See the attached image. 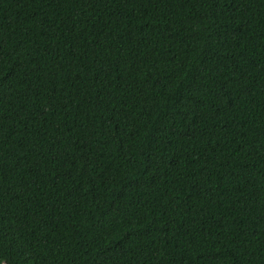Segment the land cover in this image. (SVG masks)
I'll use <instances>...</instances> for the list:
<instances>
[{"label":"trees","instance_id":"16d2710c","mask_svg":"<svg viewBox=\"0 0 264 264\" xmlns=\"http://www.w3.org/2000/svg\"><path fill=\"white\" fill-rule=\"evenodd\" d=\"M2 264H264V0H0Z\"/></svg>","mask_w":264,"mask_h":264},{"label":"rangeland","instance_id":"374dc122","mask_svg":"<svg viewBox=\"0 0 264 264\" xmlns=\"http://www.w3.org/2000/svg\"><path fill=\"white\" fill-rule=\"evenodd\" d=\"M0 264H2V263L0 262Z\"/></svg>","mask_w":264,"mask_h":264}]
</instances>
